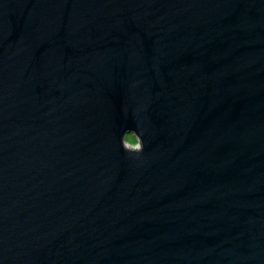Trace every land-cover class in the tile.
<instances>
[{"label":"water","instance_id":"1","mask_svg":"<svg viewBox=\"0 0 264 264\" xmlns=\"http://www.w3.org/2000/svg\"><path fill=\"white\" fill-rule=\"evenodd\" d=\"M0 264H264V0H0Z\"/></svg>","mask_w":264,"mask_h":264},{"label":"clouds","instance_id":"2","mask_svg":"<svg viewBox=\"0 0 264 264\" xmlns=\"http://www.w3.org/2000/svg\"><path fill=\"white\" fill-rule=\"evenodd\" d=\"M122 147L129 153H141L145 148L144 139L136 129L126 130L122 135Z\"/></svg>","mask_w":264,"mask_h":264}]
</instances>
